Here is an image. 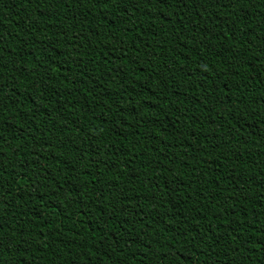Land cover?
Segmentation results:
<instances>
[{
  "label": "trees",
  "instance_id": "1",
  "mask_svg": "<svg viewBox=\"0 0 264 264\" xmlns=\"http://www.w3.org/2000/svg\"><path fill=\"white\" fill-rule=\"evenodd\" d=\"M0 264H264V0H0Z\"/></svg>",
  "mask_w": 264,
  "mask_h": 264
}]
</instances>
